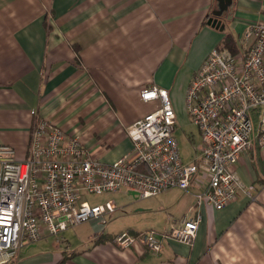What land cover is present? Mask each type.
Segmentation results:
<instances>
[{
    "label": "crops",
    "instance_id": "1",
    "mask_svg": "<svg viewBox=\"0 0 264 264\" xmlns=\"http://www.w3.org/2000/svg\"><path fill=\"white\" fill-rule=\"evenodd\" d=\"M221 1L0 0V145L26 159L32 125L47 118L79 134L93 157L115 161L132 150L127 127L157 107L139 96L147 85L167 89L185 119V93L208 53L228 34L240 46L248 26L264 20V0H224L223 9ZM215 18L223 30L208 23ZM254 121L253 146L234 168L253 194L220 210L203 205L193 244L168 240L160 253L122 248L117 233L156 229L111 228L105 215L80 230L77 244L54 236V254L31 253L49 236L11 264H58L64 256L65 264H264V145L258 115ZM195 192L176 197L160 227L192 215Z\"/></svg>",
    "mask_w": 264,
    "mask_h": 264
},
{
    "label": "built area",
    "instance_id": "2",
    "mask_svg": "<svg viewBox=\"0 0 264 264\" xmlns=\"http://www.w3.org/2000/svg\"><path fill=\"white\" fill-rule=\"evenodd\" d=\"M185 110L201 134L193 158L185 162L175 134L178 117L169 91L157 85L141 88L154 110L127 127L132 150L110 163L92 156L79 134H68L47 118H38L30 135L29 156L20 160L13 146L0 145V264H11L21 250L69 227L113 216L115 201L91 204L86 195L126 189L137 198L171 188L195 192L192 215H184L161 233L123 230L114 243L145 246L160 253L164 243L193 244L202 220L201 207L222 209L239 194L252 196L234 169L254 142L255 116L264 145V20L248 26L240 49L216 47L190 79Z\"/></svg>",
    "mask_w": 264,
    "mask_h": 264
},
{
    "label": "rangeland",
    "instance_id": "3",
    "mask_svg": "<svg viewBox=\"0 0 264 264\" xmlns=\"http://www.w3.org/2000/svg\"><path fill=\"white\" fill-rule=\"evenodd\" d=\"M198 131L197 126L187 118V115L185 119H178L177 126L173 133L178 139L179 148L183 157L182 159H184L185 162H188L193 158L195 147H199L202 142L201 134ZM191 191L171 188L163 191L155 197L142 199L130 194L128 190L122 189L117 192L89 194L86 195L84 199L91 204L105 203L107 200L115 201L118 207H120V210L117 211L113 217H108L107 225L110 224L109 226L111 228L121 229L126 228L127 225L131 226L132 224H135L141 228L152 227L156 230L162 229L161 231H163L164 229L162 227L165 226V223L168 220V207L174 205V202L177 200L176 197L181 193H190ZM178 212L179 211H176L177 214ZM90 224L91 222L87 221L79 226L69 227V229L61 233L60 236L67 238L72 244H77V241L74 240L79 238L78 234L80 230L86 231V226ZM55 238L56 237L51 236L48 244L45 246H37L31 251V253L54 254L55 246L53 245V241Z\"/></svg>",
    "mask_w": 264,
    "mask_h": 264
},
{
    "label": "trees",
    "instance_id": "4",
    "mask_svg": "<svg viewBox=\"0 0 264 264\" xmlns=\"http://www.w3.org/2000/svg\"><path fill=\"white\" fill-rule=\"evenodd\" d=\"M234 39L235 38L232 37L230 34L226 35L224 40H222L223 41L222 44L219 47L220 48H228L229 50H231L233 52H238L240 49V46H238V44L235 43ZM67 258H68L67 256H64L58 264H65Z\"/></svg>",
    "mask_w": 264,
    "mask_h": 264
},
{
    "label": "water",
    "instance_id": "5",
    "mask_svg": "<svg viewBox=\"0 0 264 264\" xmlns=\"http://www.w3.org/2000/svg\"><path fill=\"white\" fill-rule=\"evenodd\" d=\"M223 1H224V0L221 1V2H222V4H221L222 9L225 8V7L227 6V4H225V2H223ZM222 12H223V10H221V11H217V14H216V15H220ZM208 23H209L210 25H212L213 27L218 28V29H221V30H223V29H224L223 27H225L224 24L222 23V20H221V19H218V18L210 19V20L208 21ZM130 193H131L132 195H135V194H136L134 191H133V192H130Z\"/></svg>",
    "mask_w": 264,
    "mask_h": 264
}]
</instances>
